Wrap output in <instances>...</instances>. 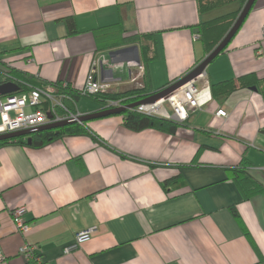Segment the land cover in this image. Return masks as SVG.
<instances>
[{
    "label": "crops",
    "instance_id": "obj_1",
    "mask_svg": "<svg viewBox=\"0 0 264 264\" xmlns=\"http://www.w3.org/2000/svg\"><path fill=\"white\" fill-rule=\"evenodd\" d=\"M230 6L223 15L239 8ZM223 9L200 13L197 0H0V69L81 89L105 53L113 66L99 77L109 78L110 91L141 88L142 60L130 65L136 64L135 51L110 55L136 45L141 58L139 43L98 49L95 30L120 23L127 32L156 35L158 57L147 78L159 91L207 56L193 27ZM68 17L76 33L69 32ZM263 25L264 0H256L198 86L211 89L248 73L264 77ZM15 94L27 97L29 90ZM83 98L77 113L101 109L97 101L81 106ZM219 108L228 116L216 115ZM86 126L98 140L84 134L40 148L0 145V246L9 264H28L19 253L25 241L36 244L48 264H264V191L245 198L229 171L244 161L264 187L261 93L238 88L224 102L192 111L174 134L132 131L122 115ZM20 206L31 225L26 235L12 216ZM91 228L87 240L66 251L78 232Z\"/></svg>",
    "mask_w": 264,
    "mask_h": 264
},
{
    "label": "trees",
    "instance_id": "obj_2",
    "mask_svg": "<svg viewBox=\"0 0 264 264\" xmlns=\"http://www.w3.org/2000/svg\"><path fill=\"white\" fill-rule=\"evenodd\" d=\"M246 2L247 0H197L198 9L200 13L208 12L230 3L239 4V8L237 10L224 14L222 16H218L208 21H201L193 27V29L200 34V40L204 46L205 55H208L224 38V36L227 34V32L230 30V28L236 21ZM254 5L252 6L251 10L253 9ZM65 21L67 23L69 32L76 33L77 29L73 18L68 17L65 19ZM95 35L98 49L112 50L114 48L134 42L140 44L141 60L145 69V84L143 87L130 88L120 92L109 91L104 94L82 96L80 93V89H75L70 84H68L67 87H62L61 82L48 83L42 80H37L31 76L22 74L20 72H15L13 69H8L9 73L13 76L14 79H16L18 85L20 86V90L14 93L30 90L31 87H43L47 84H53L57 86L59 93L66 95L63 102L67 106V108L71 112L77 113V102L82 97H88L97 102H100L102 105L101 109H103L108 100H121L124 105H129L157 92L151 90L147 78L150 62H152L158 57L157 40L155 34L130 33L127 32L120 23H116L97 28L95 30ZM230 43L222 50L221 53H224L228 49ZM252 87H256V91L261 93L264 99V77L260 78L255 73H248L242 75L237 78V80L232 79L221 82H214L211 84L213 101H217L218 103L224 102L236 89H251ZM59 111L61 112L62 110L59 109ZM119 115H122L124 117V125L132 131H141L144 129L153 128L162 132L174 134L183 124L175 120H168L140 113L136 110L135 107L132 109H128L124 113ZM86 124L87 122H77L75 124L62 127L59 131H57L56 129H50L34 133L32 135V141L30 144L27 141V137L23 136L1 141L0 145L14 142L40 148L49 145L50 143L64 136L84 134L90 135L92 138L98 140V135L92 132L86 126ZM229 171L233 175V178L240 185V188L242 189L245 198H250L255 194L264 191V187L257 181V179H255L250 174V172H248L247 165L246 163H244V161H242L240 168H233ZM232 211L233 214L237 218H239V214L236 211V208L232 207ZM243 230L245 235L255 246L248 229L244 227Z\"/></svg>",
    "mask_w": 264,
    "mask_h": 264
},
{
    "label": "built area",
    "instance_id": "obj_3",
    "mask_svg": "<svg viewBox=\"0 0 264 264\" xmlns=\"http://www.w3.org/2000/svg\"><path fill=\"white\" fill-rule=\"evenodd\" d=\"M264 37V25L261 30ZM196 40L200 35H195ZM111 57L105 53L94 60L91 71L86 77L83 88L80 89L82 96L104 94L110 91L111 84L109 78L99 77V71L106 66H113ZM133 64V63H132ZM131 65V64H130ZM132 66V65H131ZM204 75L200 74L196 79L186 83L170 94L160 98L153 103H142L136 106L140 113L160 117L168 120H175L180 123L186 122L192 111L203 109L207 104L213 101L212 91L209 84L200 87L197 81ZM0 76L3 82H14L16 79L8 70L0 69ZM62 87H67L68 83L61 82ZM66 95L59 93L57 86L47 84L43 87H31L29 95L17 96L15 93L0 96V134L26 130L50 123H57L71 118H77L79 113L71 112L64 104L63 100ZM125 106L121 100H108L105 109ZM30 107L31 111L26 112ZM59 109L62 111L60 112ZM216 115L227 117L226 110L219 108ZM27 212L26 206H20L12 211V216L17 231L26 235L31 230L30 223L25 219ZM93 232V229H86L76 234L74 244L66 248L69 252L77 248L83 241L87 240ZM19 253L23 256L28 264H48L42 258L39 247L36 244L24 242L20 247ZM0 264H9L8 258L0 246Z\"/></svg>",
    "mask_w": 264,
    "mask_h": 264
},
{
    "label": "water",
    "instance_id": "obj_4",
    "mask_svg": "<svg viewBox=\"0 0 264 264\" xmlns=\"http://www.w3.org/2000/svg\"><path fill=\"white\" fill-rule=\"evenodd\" d=\"M256 0H247L245 5L243 6L240 14L238 15L236 21L230 28V30L227 32V34L224 36V38L219 42V44L196 66L194 67L191 71H189L187 74L173 82L171 85L167 86L166 88L155 92L154 94H151L147 96L146 98L134 102L129 105L125 106H120V107H115V108H108V109H99L97 111L87 113V114H81L77 118H71L68 120H63L57 123H50L46 124L43 126H38L26 130H20V131H15V132H9V133H4L0 134V142L4 140H9L13 138H18V137H27V141L30 144L32 141V135L34 133L44 131V130H50V129H56L57 131L60 130V128L75 124V123H85L89 122L91 120H96V119H101L113 115H119L124 113L128 109H132L139 104L142 103H153L160 98L170 94L171 92L175 91L176 89L180 88L181 86L185 85L186 83L193 81L196 79L200 74L204 73L206 70L207 66L222 52V50L230 43L232 38L235 36L237 31L240 29L242 26L244 20L246 19L247 15L249 14L252 6L254 5ZM129 50H134L135 51V56H136V64H131L132 66H140L141 65V58L138 50V46L133 45V46H128V47H123V48H118L116 50L110 51V55L114 56L119 53L127 52ZM105 71V69H103ZM112 73V70H109ZM252 90H257L256 87H252ZM20 90V86L14 82H2L0 83V96H5L7 94H11L14 92H18Z\"/></svg>",
    "mask_w": 264,
    "mask_h": 264
},
{
    "label": "rangeland",
    "instance_id": "obj_5",
    "mask_svg": "<svg viewBox=\"0 0 264 264\" xmlns=\"http://www.w3.org/2000/svg\"><path fill=\"white\" fill-rule=\"evenodd\" d=\"M231 4H233V3H230V4H227V5H224V6H221V7H218V8H216V9H213V10H218V9H223V11L220 13V11H218V13H216V12H214V13H216V16H220V15H223V13H226V12H228V11H232L233 9H234V7L233 6H230ZM223 7V8H222ZM212 10V11H213ZM95 100H93V99H89V98H87V97H84L83 98V102L84 103H82L81 104V106L82 105H84L86 102H94Z\"/></svg>",
    "mask_w": 264,
    "mask_h": 264
}]
</instances>
